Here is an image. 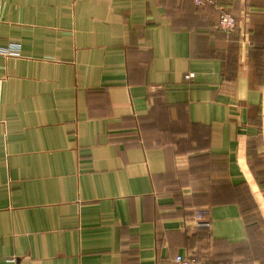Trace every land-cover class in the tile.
<instances>
[{
    "label": "crops",
    "instance_id": "obj_1",
    "mask_svg": "<svg viewBox=\"0 0 264 264\" xmlns=\"http://www.w3.org/2000/svg\"><path fill=\"white\" fill-rule=\"evenodd\" d=\"M1 47L0 264H264V0H0Z\"/></svg>",
    "mask_w": 264,
    "mask_h": 264
},
{
    "label": "built area",
    "instance_id": "obj_2",
    "mask_svg": "<svg viewBox=\"0 0 264 264\" xmlns=\"http://www.w3.org/2000/svg\"><path fill=\"white\" fill-rule=\"evenodd\" d=\"M196 7L208 8L215 7L218 0H191ZM238 26V20L232 14L222 13L219 19V29L226 34L235 32ZM19 47H1L0 54L7 56L19 55ZM186 80L194 78V74H189ZM195 226L197 229H210L212 223L208 217L206 210H198L195 212ZM11 262H15V259H11ZM175 264H209L205 262H199L194 255H178L175 260Z\"/></svg>",
    "mask_w": 264,
    "mask_h": 264
},
{
    "label": "rangeland",
    "instance_id": "obj_3",
    "mask_svg": "<svg viewBox=\"0 0 264 264\" xmlns=\"http://www.w3.org/2000/svg\"><path fill=\"white\" fill-rule=\"evenodd\" d=\"M261 130H262L261 131V135H262L263 134V128ZM248 154H249V158L251 161L252 170L256 176V180H257L258 184H262L264 186V143H263V136L257 137L255 139V141L253 142V145L250 144ZM262 194H263V192H262ZM261 199L262 200H261L260 204L264 208V198L262 197Z\"/></svg>",
    "mask_w": 264,
    "mask_h": 264
},
{
    "label": "trees",
    "instance_id": "obj_4",
    "mask_svg": "<svg viewBox=\"0 0 264 264\" xmlns=\"http://www.w3.org/2000/svg\"><path fill=\"white\" fill-rule=\"evenodd\" d=\"M234 16V15H233ZM259 187H260V189H261V191L263 192V195H264V186L262 185V184H259ZM198 260H199V262H205V263H209V264H212L210 261H208V260H203V259H199V258H197Z\"/></svg>",
    "mask_w": 264,
    "mask_h": 264
}]
</instances>
